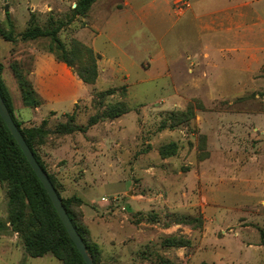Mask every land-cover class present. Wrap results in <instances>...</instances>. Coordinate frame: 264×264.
Here are the masks:
<instances>
[{"label":"rangeland","instance_id":"374dc122","mask_svg":"<svg viewBox=\"0 0 264 264\" xmlns=\"http://www.w3.org/2000/svg\"><path fill=\"white\" fill-rule=\"evenodd\" d=\"M140 1L123 13L130 0H99L85 16H73L75 0H0L2 21L9 5L15 7L10 17L16 34L32 14L40 24L48 17L70 19L60 40L74 39L98 56L92 85L67 67L87 90L74 106L67 98L35 111L14 93L15 117L24 127L47 119L53 129L68 113L86 129L58 145L49 136L38 152L61 197L80 200L71 211L100 252L97 264H264V50L251 49L264 42V31L245 34L250 49L243 61L258 59L247 69L235 58L244 52L233 33L202 30L207 17L195 19L225 4L190 0L193 10L170 27L164 0L148 9L149 25L135 11L153 0ZM263 1L250 6V22L263 25ZM176 3L187 6L188 0H173V8ZM116 14L121 15L112 18ZM125 23L127 38L115 40L118 33L109 28L123 31ZM106 36L124 53L114 45V51L106 48ZM96 39V48L109 56L91 46ZM204 51L214 56L217 69L203 61L200 67L188 64ZM162 53L170 67L152 58ZM187 64L188 70L179 69ZM108 90L113 94L105 95ZM117 102L129 111L88 126L99 110ZM188 109L192 117L174 120ZM5 192L0 186V220L7 216ZM0 264L62 262L51 255L27 256L8 231L0 232Z\"/></svg>","mask_w":264,"mask_h":264},{"label":"trees","instance_id":"16d2710c","mask_svg":"<svg viewBox=\"0 0 264 264\" xmlns=\"http://www.w3.org/2000/svg\"><path fill=\"white\" fill-rule=\"evenodd\" d=\"M96 1L75 0L72 15L85 16ZM69 23L70 19L62 21L48 17L40 24L32 14L26 29L16 34L10 14L7 12L5 13V20H0V39L11 43L42 40L38 47L53 55L58 62L74 69V72L83 83L92 85L98 77L96 65L98 56L91 49L74 39L66 44L60 40V31ZM3 69V65L0 64V95L4 104L37 163L47 174L60 197L64 209L92 258L93 264H97L100 252L95 244L89 242L86 229L76 221L71 211L73 203H80V200L61 197L55 178L47 171L38 152V148L46 144L49 136L62 138L75 132H84L86 129L77 126L74 123V116L68 113L64 114L66 121L56 124L53 129L48 128L47 119H43L38 126L24 127L23 123L15 117L11 94L1 77ZM9 69L16 82L23 107L35 109L42 106L45 102L28 79V67L13 61L10 62ZM113 92V90H108L104 94L111 95ZM127 111H129V108L124 102L108 105L104 110H99L97 115L89 119L88 126H93L105 119L117 118ZM52 114L54 113L52 112ZM179 116L192 117L193 112L188 109L184 114L175 115L174 120H178ZM0 186L5 187L7 199V216L5 220H0V232L9 231L15 234L20 239L25 254L29 257L38 258L51 255L60 260L62 264H85L61 223L49 196L1 117ZM260 237L264 239V230L260 231ZM176 244H179V242H176Z\"/></svg>","mask_w":264,"mask_h":264},{"label":"crops","instance_id":"0c3cea01","mask_svg":"<svg viewBox=\"0 0 264 264\" xmlns=\"http://www.w3.org/2000/svg\"><path fill=\"white\" fill-rule=\"evenodd\" d=\"M99 1V0H97ZM96 1V2H97ZM220 3L225 4L224 7L216 9L215 11L211 12L210 14L206 16H201V15H195L196 20H202L203 18L207 17V19L202 22L200 28L205 31H221L225 33H233L235 36V39L240 43V50H242V53H238V56L235 57L237 58L238 61L242 65H244L247 69H249V66H251L253 63L258 64V59L254 58L250 62H244L243 60L246 58L249 52V47L248 46V39L245 34L249 32L250 30L252 31H257L258 33H261L264 31V23H257L256 20L255 23H252L249 21L248 18V13H249V8L250 6L254 3V1H262V0H217ZM142 1L139 0V3ZM173 0H164L163 2V10L167 15L169 16V26L172 27L173 25H176L181 18L185 14H187L189 11L193 10L192 3L190 0H188L187 6H181L180 4H174L176 5L175 8L172 6ZM264 2V1H263ZM95 4V3H94ZM148 5L145 4V6L142 5V7L138 8V11L136 12V15L138 18L145 20L144 24L147 25L148 21V12L153 7L156 6V3L154 0L150 3H147ZM9 5V4H8ZM134 0H130L128 9H126L123 13H125L128 10L134 9ZM10 16L14 17L15 13V7L10 6ZM149 9V10H148ZM245 11V16L240 13V11ZM238 12V13H236ZM122 13V14H123ZM134 13V12H133ZM121 14H116L112 16L114 18L115 16H118ZM111 18V19H112ZM1 19V17H0ZM111 21V20H110ZM110 21L106 23V31H108L107 26L110 24ZM128 22V21H126ZM259 24V25H258ZM149 25V24H148ZM262 25V26H261ZM124 30L120 31L118 29V26L115 25L113 28H109V31L114 29L118 35L117 39H123L127 38V32H125V29H127L129 26L127 23H125ZM154 29V27L152 26ZM257 28V29H256ZM240 35H239V34ZM245 35V36H244ZM102 36V35H101ZM100 36V37H101ZM99 37V38H100ZM98 38V39H99ZM93 40L91 42V46L96 49L97 51L101 53H105L106 55L109 56L108 52L109 51H100L96 48L97 41ZM115 40H112L109 36L105 37V47L108 49H111V45L117 47V50L120 54L124 53L125 49L121 46H119ZM42 40H34V41H16L14 43L4 41L3 39L0 40V64L3 65L4 69L2 71V80L6 87L8 88L12 99H13V105L15 112L19 110V108L16 105V100L13 98L12 94H16L17 100H18V91H17V86L14 78L11 75V71L9 69V64L10 62L16 61L19 64H21L24 67H28V79L31 81L33 88L36 90V92L39 94V96L44 100V104L38 108H35L34 110H41L43 106H45L48 102L50 101H58V100H65L69 99L72 102V106H74L75 103L78 102V100L82 99L84 95L87 93V90H85L84 84L79 80L73 78V76L70 74L68 71V68L65 64L58 62L53 55L50 53L42 50L40 47H38V44ZM263 43L264 42H259ZM254 44V45H259L257 47L251 48L253 51L255 49H263L264 46L263 44ZM135 49H140L141 46H138L135 43ZM244 46V47H243ZM252 46V45H250ZM245 48V49H243ZM112 51L113 48L111 49ZM127 50V49H126ZM231 48H223L221 49V54L226 55L224 53L225 51H229ZM113 53V52H112ZM263 55V54H262ZM147 57H150L149 55ZM152 57V56H151ZM153 59H159L164 62L165 67H170L167 65V60L165 59V54L162 53V55H158L156 57H152ZM189 58V57H186ZM223 58V57H222ZM226 60V59H225ZM208 62V63H213L212 66H214V69H217V64L216 61L214 60V56L212 54H209L207 51H204L202 54L198 55V58L194 61H190L188 64L190 65H195L200 67L201 62ZM27 63V64H26ZM206 63V64H208ZM250 63H252L250 65ZM188 64L186 67H179L186 70L188 68ZM197 66V67H198ZM172 68V67H171ZM188 70V69H187ZM206 84L209 83V81L205 82ZM209 87V86H208ZM212 88V87H209ZM213 89V88H212ZM15 100V101H14ZM49 112L56 113L54 110H50ZM66 114V113H65ZM69 136V135H67ZM66 137V136H65ZM59 140L56 142L55 145H58L57 143L62 139L58 138ZM130 203V201H128ZM102 208V207H101ZM102 210H104L102 208Z\"/></svg>","mask_w":264,"mask_h":264},{"label":"water","instance_id":"95a60500","mask_svg":"<svg viewBox=\"0 0 264 264\" xmlns=\"http://www.w3.org/2000/svg\"><path fill=\"white\" fill-rule=\"evenodd\" d=\"M8 8L5 7L4 11L7 12ZM0 117L3 120L6 128L8 129L9 133L15 140L16 144L22 151L24 157L26 158L28 164L30 165L32 171L37 176L38 180L42 184L43 188L45 189L47 195L49 196L51 203L63 224L69 238L73 242L75 248L77 249L78 253L81 255L85 264H93L91 256L88 254L87 248L82 241L81 237L77 233L76 229L74 228L66 210L63 207L62 201L58 194L56 193L52 183L50 182L47 174L42 170V168L37 163L32 151L27 146L25 140L23 139L20 131L18 130L16 124L14 123L13 119L10 116V113L7 107L4 104V101L0 95Z\"/></svg>","mask_w":264,"mask_h":264}]
</instances>
